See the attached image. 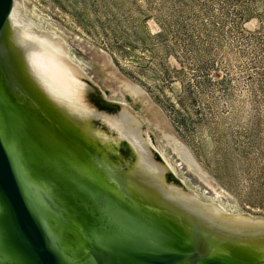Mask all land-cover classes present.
Instances as JSON below:
<instances>
[{"label": "rangeland", "instance_id": "obj_1", "mask_svg": "<svg viewBox=\"0 0 264 264\" xmlns=\"http://www.w3.org/2000/svg\"><path fill=\"white\" fill-rule=\"evenodd\" d=\"M14 5L38 30L64 41L82 81L89 80L105 98L121 100L123 82L145 92L126 104L143 121L148 144L188 192L231 214L264 218V0H14ZM236 12L245 13L244 19ZM101 118L109 124L113 117ZM164 133L190 149L213 188L180 165ZM24 179L36 206L47 211V196ZM66 245L73 247L69 240Z\"/></svg>", "mask_w": 264, "mask_h": 264}, {"label": "water", "instance_id": "obj_2", "mask_svg": "<svg viewBox=\"0 0 264 264\" xmlns=\"http://www.w3.org/2000/svg\"><path fill=\"white\" fill-rule=\"evenodd\" d=\"M13 8L0 0V264H264V250L239 257L234 242L150 202L127 181L136 162L110 169L111 151L61 132L20 94L2 53Z\"/></svg>", "mask_w": 264, "mask_h": 264}, {"label": "bare ground", "instance_id": "obj_3", "mask_svg": "<svg viewBox=\"0 0 264 264\" xmlns=\"http://www.w3.org/2000/svg\"><path fill=\"white\" fill-rule=\"evenodd\" d=\"M4 46L5 64L18 91L61 132L90 147L103 145L111 152L115 142L126 140L132 145L137 161L126 178L150 202L181 215L189 224L234 242V254L239 257L253 260L258 257L259 251L264 250V219L231 214L217 204L201 201L191 192L164 185L166 167L155 163L152 152L144 145L145 140L141 136L144 123L136 115L125 108L127 111L108 119L111 128L118 134L117 138L93 128L92 121L105 115L89 103L88 87L82 81L84 75L69 56L64 41L38 30L17 5H14L5 27ZM120 89V93H126L133 99L145 95L139 86L129 82H123ZM163 138L180 159V165L200 182L213 188L190 149L172 134L164 133Z\"/></svg>", "mask_w": 264, "mask_h": 264}, {"label": "flooded vegetation", "instance_id": "obj_4", "mask_svg": "<svg viewBox=\"0 0 264 264\" xmlns=\"http://www.w3.org/2000/svg\"><path fill=\"white\" fill-rule=\"evenodd\" d=\"M84 79V78H83ZM86 80V85L88 87L87 91V99L89 100V103L91 106L96 109L99 113L107 115L109 117H117L120 115V113L123 111V109H127L129 112L130 108L127 106V101L129 99H119V100H110L102 96V93L90 86L91 83L89 80ZM127 97H129L127 95ZM132 113V112H131ZM93 128H96L97 126H100L101 129H105L107 131H110L113 135H118L111 126L104 121L103 119H95L92 121ZM145 125H142L141 128V136L142 140L144 141V145L147 147L148 150H150V153L152 152V158L155 163L162 164L163 167H166L165 176H164V184L167 188H181L185 191H187L186 187L184 186L182 180L176 175V173L168 166L166 161L164 160L162 154L160 151L154 147L153 145L148 144L146 139L144 138L143 128ZM143 133V134H142ZM148 144V146H147ZM117 149L119 150L118 154H110L109 158L107 159L106 165L112 169L117 170L118 168L127 169L128 166L133 165L137 161V157L135 155V152L133 151V147L128 141L124 142L122 146H118ZM159 207V206H158ZM157 208V207H156ZM161 209H164L163 207H160ZM157 208V209H160Z\"/></svg>", "mask_w": 264, "mask_h": 264}, {"label": "trees", "instance_id": "obj_5", "mask_svg": "<svg viewBox=\"0 0 264 264\" xmlns=\"http://www.w3.org/2000/svg\"><path fill=\"white\" fill-rule=\"evenodd\" d=\"M236 18L239 19V20H243L244 17H245V13H241V12H236ZM242 28H241V34H242Z\"/></svg>", "mask_w": 264, "mask_h": 264}]
</instances>
